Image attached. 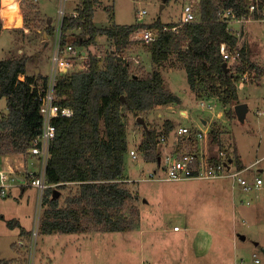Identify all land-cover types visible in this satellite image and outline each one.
<instances>
[{"label":"rangeland","instance_id":"374dc122","mask_svg":"<svg viewBox=\"0 0 264 264\" xmlns=\"http://www.w3.org/2000/svg\"><path fill=\"white\" fill-rule=\"evenodd\" d=\"M39 4L49 16L55 18L53 21L55 24L61 7L66 10V14L73 12L74 8V0H24L23 7L21 0V8L25 12V24L27 21L31 25L32 32H35L34 35H37L35 30L37 26L45 28V22L40 25L36 20L42 15L40 11L39 13L37 11L40 9ZM187 4L192 5L197 15L198 0H100L93 21L98 27L109 26L113 23L117 25L149 24L159 18L164 22L178 23L183 8ZM142 9L146 10V13L142 20L138 21V13ZM259 20L255 19L259 26L254 27H259V29L258 35L251 40L250 60L264 66V23L259 24ZM76 31L78 33L74 35L71 34L72 32L68 33L69 38L66 44L73 40L72 44L76 45L77 51H80L86 46L80 47L75 40L88 35L81 29ZM136 32L131 33L129 39L131 45L123 52V55L133 64V71L141 76L152 71L157 65L150 58L148 43L141 39L140 31ZM250 34L248 32L245 35L244 41H248ZM16 37L20 44H17L18 47L14 45L15 48L13 47L11 54L4 50L7 46L4 47V44L0 43V60L8 54L21 57L27 56L24 54L28 52L31 54L34 52L33 56L29 55V62L27 61L32 73H34L36 59H38L37 65L43 74L50 72L55 38L52 37L48 47L46 45L44 47L42 40L32 42L26 38L25 41V35L19 31ZM20 49L23 51H19ZM85 49L87 52L84 58L77 61L76 66L71 70L78 71L80 70L79 64L84 62L88 64L90 54H96L104 60L108 53L116 50V45L107 34H102L94 44ZM161 70L166 87L174 91L184 102L181 101L180 104L172 106L166 104L161 108L156 106L138 116L130 111H124L129 150H136L138 155V158L134 159L128 151L125 157L127 186L136 197L128 202L126 212L129 213L133 207L138 208L142 218V224L140 222L138 229L136 227L126 231L88 230L85 233H42L40 228L45 208L42 206L43 198L39 197L38 188L32 185L26 187L25 190L15 187L10 195L0 196L1 253L9 255L12 249H23L25 251L23 255L26 257L23 264H255L253 254L256 253L260 260L259 264H264L262 249L264 247V219H261L259 224L249 223L250 225L241 219L237 221L238 225L234 228L232 226L233 215L229 205H226L225 198L221 203L220 200L217 204L213 202L215 195L219 197L220 188H211L206 180L198 181L199 185L195 188L191 180L150 179L149 172L157 169L158 166L156 162L149 161L139 150L145 129L137 119L138 117L145 119L147 127L155 129L160 135L165 130L167 120L174 121L177 127L180 124L199 126L201 119L195 117H208L210 124L207 127L219 132L225 148H228L231 143L244 155V158H247L248 162L259 157L261 163L258 165L264 167V116L260 113L258 118L255 114L257 109H264V85L258 86L259 92L252 100L254 104L246 118L242 120L238 116L235 117L234 105L237 104L225 105L219 98L210 96L205 91L199 95L195 94L189 87L184 67L180 63L177 64L174 57L161 66ZM248 75L249 82L252 84L261 80L255 75V71ZM202 100L213 106V110H203L200 105ZM6 103V99L0 97V117L8 110ZM183 107L189 108V118L180 117L178 114ZM221 110L223 112H219ZM218 112L221 114L219 115ZM258 119L263 125L258 123ZM171 135L167 144L159 145L162 155L165 151L171 152L175 148L176 138ZM209 136L211 137V132ZM211 139L212 144H219L213 141L212 137ZM180 140L178 139L177 142ZM20 153L12 152L0 158H3L2 161L6 162L7 166L11 165L20 169L23 166H30V169H37L38 160L30 155L24 158ZM254 169L256 167L251 169L253 174H255ZM160 171L159 169L158 175H162ZM261 173L264 174V172ZM229 179L223 180L229 182ZM54 188L59 191L58 197L63 204L68 194L75 191L77 187L75 183H70L66 188L58 186ZM143 224H146L145 231L142 230ZM174 226H179L181 231H172ZM184 226H190V228L187 230ZM20 227L25 228L29 236H21ZM240 233H246L247 237L239 238ZM96 234L104 236L100 240L88 239L90 235L94 237ZM257 242L260 244L257 245Z\"/></svg>","mask_w":264,"mask_h":264},{"label":"trees","instance_id":"16d2710c","mask_svg":"<svg viewBox=\"0 0 264 264\" xmlns=\"http://www.w3.org/2000/svg\"><path fill=\"white\" fill-rule=\"evenodd\" d=\"M247 1L198 0L197 20L182 25L159 18L149 24L113 23L100 28L93 21L98 0H82L78 15L64 17L61 45L67 42L68 30L81 29L88 36L75 40L77 45L90 47L99 36L107 34L114 40L116 50L108 53L104 60L90 54L88 69L73 71L58 81V102L71 106L74 113L54 119L57 129L47 159L46 179L50 185L42 196L45 208L42 233L126 231L138 227L141 220L138 208L126 212L128 202L136 197L127 186L125 173V157L130 150L124 111L138 116L161 104H180L182 99L166 87L161 70L173 57L184 67L189 87L195 94L205 91L225 105L236 104L240 99L239 78L252 71L261 77L264 66L253 63L250 52L237 46V35L229 31L228 22L222 20L220 11L232 8L237 16L263 18L264 0L259 1L261 11L255 10L253 14L249 12ZM23 3L24 0L22 7ZM178 25V30H174ZM46 27L53 35L55 26ZM140 27L159 30L157 39L147 42L151 60L157 67L141 76L133 71V64L123 55L131 45V33ZM186 42L188 48L184 47ZM223 42L231 51L238 47L240 52L229 72L223 66L224 62L231 63L221 53ZM29 58L27 55L0 60V97L6 99L8 107L0 117V155L26 152L33 138L42 131L40 103L35 99L37 88L34 87L42 76L34 74L20 79V75L27 72ZM42 79L45 84L47 77ZM174 128V121L167 120L162 133L169 139ZM144 129L139 150L158 166L162 156L161 134L149 126ZM210 132L213 141L224 147L219 132L213 128ZM236 161L240 167V158ZM70 183H75L77 188L62 204L59 197H54V186L66 188Z\"/></svg>","mask_w":264,"mask_h":264},{"label":"built area","instance_id":"2783aa9c","mask_svg":"<svg viewBox=\"0 0 264 264\" xmlns=\"http://www.w3.org/2000/svg\"><path fill=\"white\" fill-rule=\"evenodd\" d=\"M259 1L260 0L247 1L249 4V12L251 14H253L255 10L261 11ZM145 13L146 10H140L138 13V21L142 20ZM73 15L76 16L78 13L73 12ZM220 16L224 22H228V25L232 23V21H248L252 17L246 15L237 16L236 11L232 8L221 9ZM64 17L65 9L61 8L56 23L57 30L54 42L55 48L52 55V69L47 77V81L45 84L34 85V87L37 88L35 99L40 103V113L43 122L42 131L39 135L33 138V143L29 149L26 152L20 153L24 158L30 155L32 158L38 160V167L37 169H30V166H23V168L20 169L11 165L7 166L6 162L2 161L3 158L1 157L0 196L2 197L8 196L13 187H28L32 185L38 188L39 197L42 198L45 189L50 185L46 179V167L48 163L47 159L50 155L51 144L56 135L57 128L54 119L70 116L74 113V109L71 106H64L58 102V81L70 76V73L73 72L71 69L76 66L75 63L84 58L82 51H77L76 45L72 43L61 45ZM197 17L198 16L195 14L192 5L187 4L183 8L181 19L179 21L181 23L180 25L194 22L197 20ZM252 18L254 19V17ZM256 19H264V17ZM178 27L179 25L173 29L177 31ZM165 29L169 28L166 27ZM135 31H140V37L145 42L154 41L159 35V30L157 29L142 28L140 30L139 28L134 30V32ZM184 47H189L188 42L184 43ZM236 48L231 51L227 43L223 42L221 44V53L225 59L231 60V64L235 63L236 59L240 56V52ZM231 64L229 65L230 69ZM78 67L80 70L88 69L89 64L84 62L79 64ZM81 67H83V69ZM247 76L248 73H244L241 78L244 79L247 78ZM200 105L203 107H211L210 105L205 104L204 101H201ZM194 127L195 126L187 124H180L176 128L175 135L181 140L177 143V146L175 145V148H173L171 152L165 151L161 156V161L158 164L157 169L149 172L150 179L159 181H181L182 179L189 178L217 179L220 177H228L233 180L234 185L237 184L245 191H252L254 188L264 185V178L262 176L250 180L242 174L243 169L232 167V161L230 159L231 155H229L228 151L221 147L220 144H212V139L209 136L210 128L207 127V125L204 127L202 120L199 126L196 128ZM159 138L161 141L160 145H162V143H168V137L166 134L161 133ZM129 153L132 158H138L136 150L131 149ZM159 169L161 170L160 172H162V175L157 174ZM175 228L178 229V227ZM253 257L254 263L259 264L260 260L256 253L253 254Z\"/></svg>","mask_w":264,"mask_h":264},{"label":"crops","instance_id":"0c3cea01","mask_svg":"<svg viewBox=\"0 0 264 264\" xmlns=\"http://www.w3.org/2000/svg\"><path fill=\"white\" fill-rule=\"evenodd\" d=\"M13 1H14L13 3L17 4V6L19 8V14L16 16V18L14 20H12L11 22H8V21L4 20L5 18L3 17V14H2V11H3L2 6H3V4H2V0H0V19H1V23H2V30L0 31V43H3L4 47L7 46V48L4 49V50H7V52L11 54V51L15 48L14 45L16 47H18L17 44L18 45L20 44V41L18 40V37H16V33L18 31L21 34L25 35L24 40L26 38H29V40L32 41V42H34L36 40H42V45L44 47H45V45H46V47H48V44L53 39L52 37L55 38V35H56L57 26H56L55 23H53L55 18L49 16L48 13L46 11H44V9L41 8V6L39 4V8L40 9L37 10V11H38V13L40 11L42 13V15H41L40 18H37L36 20L38 21V24H40L42 22H45V26H44L45 28L37 26L36 29H35L37 35H34L35 32L34 33L32 32L31 25L27 21H26V24H25V12L21 8V0H13ZM37 1H39V0H37ZM81 1L82 0H74L73 12L78 13V10H79L78 6H79V3ZM98 1L100 2V0H98ZM96 9H97V7H96ZM73 12L70 11V13L66 14V10H65V16H72ZM58 18H59V14L57 16V20L56 21H58ZM255 19L256 18L253 19L251 17V19L248 20V21H237V20H235V21H232V23L229 24V26H230L229 31L232 34H234V35L236 34L237 35L238 45L240 47H242V46L245 47L246 50L249 51V52H250V47H251L250 44L252 42L251 41L252 38H254V36L258 35L259 27L255 28L254 26L258 25L257 21L259 19H256L257 21H255ZM259 21H260L259 24H263L264 23V19H262V20L260 19ZM46 25L55 26L56 30H55L53 35L48 33ZM109 26H112V24H110ZM99 27L102 28V27H108V26H102V27L99 26ZM253 27H254V29H252ZM76 30H79V29L68 30L66 32V38H69L68 37V33L69 32L70 33L72 32L71 33L72 35H74V33H78V31H76ZM252 30H253V32H251ZM248 32L251 33L249 35L248 41H244L245 40V35ZM41 37H42V39H41ZM68 43H73V40H71L70 42L68 41ZM22 49H20L19 51L22 52L23 51ZM81 51H82L83 55H85L86 52H87V50L85 48L81 49ZM33 53L31 54L30 52H28L27 54H24V55L33 56ZM10 54H8L7 57H5V58H3L1 60L8 59V58L19 57V56H10ZM250 56H251V52H250ZM150 58H151V55H150ZM35 61L36 62H35V67H34V71H33L34 73H32L31 68H29V65H28L29 60H28V62H27V66H28L27 67V72L25 74L23 73V74L20 75V79L21 80H24L27 75H34V74H36V75L41 74V76L44 77V78L48 77L50 72H48L46 74H43L42 71H41V68H39V65H37L38 59H36ZM230 64L231 63H228V66ZM37 70H39L38 73H37ZM42 77H41V79H39L37 81L36 84H39V85L44 84V80L42 79ZM248 77H249V75L247 76V78H244V79L239 78V80L237 81L238 98H240V101H238V102H246L248 104L247 113L250 112L252 104H254V102H252L253 98H255L256 95H257V92H259L258 91L259 90L258 86L261 87V86L264 85V75L261 76L260 77L261 80H258V82H255V84L250 83ZM173 93H174V91H173ZM254 93H255V95H254ZM179 98H181V97H179ZM183 102H184V100L182 99V103ZM204 102H205V104H207L206 101H204ZM163 105H166V104L158 105V107L161 108V106H163ZM168 105L172 106L173 104H168ZM234 107H235V105H234ZM187 108L188 107H183V108L180 109V112L178 113L180 115V117L189 118V108L188 109ZM201 108L203 110H205V111L206 110H213V106H211V107H203V106H201ZM263 111H264V109L263 110L257 109L255 114L258 116L261 113V115L264 116ZM219 112H223V110H221ZM247 113H246V115H248ZM220 114L221 113H219V115ZM246 115H245V117H246ZM235 117H237L236 110H235ZM195 118L201 119L202 120V124H203L204 127H205V125L208 126L210 124V119L208 117L202 116V117H195ZM258 118H259V116H258ZM196 120H198V119H196ZM259 122L260 121L258 119V123ZM259 124H262V123L260 122ZM263 124H264V122H263ZM195 126L197 127L198 125H195ZM176 128H177V125L175 124V128H174V130L172 132V135L176 138L175 145H177V143H178L177 142L178 141V137H176L175 132H174L176 130ZM221 147H222V145H221ZM223 148H225V147H223ZM228 148H229V150H228ZM228 148H225V149L228 151L229 155H231L230 159L232 161V167H235L236 169H238V168L239 169H243L242 174L243 175L246 174L247 175L246 177H248L250 180H254L258 176H263L264 177V174L261 173V172H264V167L258 165L259 163H261V159L259 157H257V159L254 160V161L248 162L247 158H244V155H242V153L238 149L234 148L231 143L228 145ZM238 157L240 158L241 164H242L240 167L237 166L236 158H238ZM255 167H256V169H254V172H255L256 175L251 172V169L255 168ZM226 178L229 179L228 177H220V178H217V179L190 178V179H183V180H191V181H193L194 183H191V184H193L195 188H197L198 185H199L198 181L201 182L202 180L208 181V183L211 186V188H220V192H219L220 194H218L219 197L217 195H215V198H214L213 202H214V204H217L219 202V200H220V203H221L222 199L224 200V198H225L226 205H229L230 212H232V215H233L232 226L234 228H236L237 225H238L237 221H240L241 219L246 224H249V223L259 224V223H261V219L262 220L264 219V185L261 186V187H258V188H254L252 191H245L240 186H238L236 183H235L236 185H234V182H233V180L231 178L228 180L229 182H225L223 179H226ZM219 180H220V182H219ZM214 181H218V182H214ZM16 187H19V186H16ZM26 187L27 186H23V187H20V188L22 190H25ZM14 188L15 187H13L12 189H14ZM10 194H11V192H10ZM210 197H213V196L210 195ZM141 220H142V218H141ZM141 220H140V222H141ZM17 223H19V222H17ZM141 224H142V222H141ZM145 225L146 224L142 225V227H143L142 230L143 231L146 230ZM184 228L188 230L190 228V226H184ZM19 229H20V235L21 236H23V237L24 236H29V232L25 228L20 227ZM23 229H24V232H22ZM137 229H138V227H137ZM171 230L175 231V232H180L181 228L178 226V229H176L175 226H174V228L171 229ZM223 234H224V236H227V234L226 235H225V233H223ZM139 235H140V233H139ZM90 236L91 237H88V239L91 240V241H94V240H97V239L98 240L102 239L104 235L103 234H96L94 237H92V235H90ZM240 237H245L246 238L247 234L246 233H240L239 234V238ZM245 238H243V239H245ZM21 240H23V239H21ZM259 242H257L256 244L259 245L260 244ZM24 252L25 251H23V249H12L11 253L9 255L8 254L6 255V253H1L0 252V264H13V263L23 264L24 260H26V257L23 255Z\"/></svg>","mask_w":264,"mask_h":264},{"label":"water","instance_id":"95a60500","mask_svg":"<svg viewBox=\"0 0 264 264\" xmlns=\"http://www.w3.org/2000/svg\"><path fill=\"white\" fill-rule=\"evenodd\" d=\"M224 68H225V71L226 72H229L230 71V67L228 66V62H224L223 64ZM39 72V70H37V73ZM235 110H236V114L237 116L244 120L246 117V113L248 111V104L246 102H239L237 103V105L235 106ZM138 121L144 125L145 128H147V124H146V121L145 119L141 118V117H138L137 118ZM161 161V158H159V162ZM59 196V191L58 190H55L54 192V197H58ZM242 238H245V237H242ZM263 251H264V247H262Z\"/></svg>","mask_w":264,"mask_h":264},{"label":"bare ground","instance_id":"6f19581e","mask_svg":"<svg viewBox=\"0 0 264 264\" xmlns=\"http://www.w3.org/2000/svg\"><path fill=\"white\" fill-rule=\"evenodd\" d=\"M13 0H2V14L5 18L4 20L11 22L19 14V8L17 4L13 3Z\"/></svg>","mask_w":264,"mask_h":264}]
</instances>
